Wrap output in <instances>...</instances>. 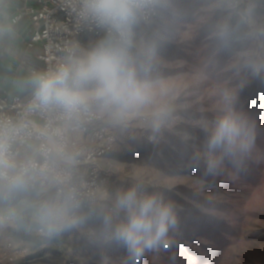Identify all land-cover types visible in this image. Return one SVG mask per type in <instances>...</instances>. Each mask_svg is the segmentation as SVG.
Returning a JSON list of instances; mask_svg holds the SVG:
<instances>
[{
  "label": "rangeland",
  "instance_id": "rangeland-1",
  "mask_svg": "<svg viewBox=\"0 0 264 264\" xmlns=\"http://www.w3.org/2000/svg\"><path fill=\"white\" fill-rule=\"evenodd\" d=\"M156 1V19L139 22L136 40L159 41L151 78L156 105L170 108L171 117L150 140L148 112L117 125L98 110L119 127V142L95 207L134 183L172 202L178 220L170 232L172 247L146 253L141 264H264V114L250 107L264 91V74L254 75L246 66L249 57L264 59V0H242L238 6L229 0ZM249 10L247 21L241 22ZM220 25L232 29L228 47L217 39ZM104 37L84 35L78 52L90 50ZM225 89L235 93L236 107L255 121V146L241 169L226 162L218 174L208 175L203 164L193 166V157L202 150V125L218 114ZM56 194L55 187L40 185L17 206L25 209L27 220L26 202ZM99 227L92 218L49 238L2 221L4 237L21 250L17 264H127L122 247L96 238Z\"/></svg>",
  "mask_w": 264,
  "mask_h": 264
},
{
  "label": "clouds",
  "instance_id": "clouds-1",
  "mask_svg": "<svg viewBox=\"0 0 264 264\" xmlns=\"http://www.w3.org/2000/svg\"><path fill=\"white\" fill-rule=\"evenodd\" d=\"M158 7L156 0H80L78 15L103 30L106 35L85 52L70 49L54 69L34 72L27 80L32 98L29 111L55 110L68 122H79L91 109L107 113L117 125L134 115L148 112L147 126L153 135L171 117L166 105H156V83L151 71L158 54L159 41L139 43L136 28L145 12ZM249 12L241 17L246 22ZM228 25L217 28V39L228 47L232 41ZM246 66L254 75L264 74V59L249 57ZM202 150L193 157V166L203 164L206 174L216 175L229 163L241 169L255 146L256 124L236 107V95L225 89L216 117L202 125ZM49 150H43L47 157ZM71 163V155L64 157ZM47 182L57 194L28 201L25 209L18 202ZM0 204L10 220L37 230L45 237L85 225L95 218L100 222L96 238L113 243L127 253V264H141L148 252L167 251L173 241L170 232L178 225L172 202L163 194L148 192L140 183L118 190L109 203L85 209L80 193L65 180L40 169L32 161L17 164L9 154L8 133L0 138Z\"/></svg>",
  "mask_w": 264,
  "mask_h": 264
},
{
  "label": "built area",
  "instance_id": "built-area-1",
  "mask_svg": "<svg viewBox=\"0 0 264 264\" xmlns=\"http://www.w3.org/2000/svg\"><path fill=\"white\" fill-rule=\"evenodd\" d=\"M229 1L235 6L242 2ZM79 4L80 0H37L36 7L24 6L19 9L13 22L28 17L35 27L28 46L39 48L37 57L41 65L31 68L32 74L54 69L64 61L70 49L78 51L84 35H106L103 30L79 17ZM157 14L158 7L149 9L141 21L150 23L156 19ZM31 98L32 95L28 99L18 96L9 99L0 88V138L8 133L11 158L17 164L32 161L37 168H48L52 175L65 180L68 186L80 193L86 210L94 208L97 192L108 179L109 170L113 167L109 158L119 142V127L110 125L97 109L82 114L79 122H68L55 110L29 111ZM76 131L82 133L81 140L69 135V132ZM27 148H33L34 154L23 158V150ZM45 149L49 150L47 157L43 154ZM68 153L74 157L73 162L83 169L53 160L56 154L65 156ZM105 160L106 166L101 167ZM40 185L48 183L41 181L36 189ZM2 221L0 264H17L21 250L12 240L4 237Z\"/></svg>",
  "mask_w": 264,
  "mask_h": 264
},
{
  "label": "crops",
  "instance_id": "crops-1",
  "mask_svg": "<svg viewBox=\"0 0 264 264\" xmlns=\"http://www.w3.org/2000/svg\"><path fill=\"white\" fill-rule=\"evenodd\" d=\"M24 6L36 7L37 0H0V88L9 99L16 96L28 99L32 95L27 80L32 75L31 68L41 65L37 57L39 48L28 46L35 33L34 25L28 17L13 22L19 9ZM69 135L77 140L83 138L82 133L77 131L69 132ZM33 154L34 149L27 148L23 150L22 157L27 158ZM65 156L56 154L53 160L56 163L65 162L77 169H83L73 161L67 162Z\"/></svg>",
  "mask_w": 264,
  "mask_h": 264
},
{
  "label": "trees",
  "instance_id": "trees-1",
  "mask_svg": "<svg viewBox=\"0 0 264 264\" xmlns=\"http://www.w3.org/2000/svg\"><path fill=\"white\" fill-rule=\"evenodd\" d=\"M250 107L257 112L264 114V91L259 98L250 104Z\"/></svg>",
  "mask_w": 264,
  "mask_h": 264
}]
</instances>
